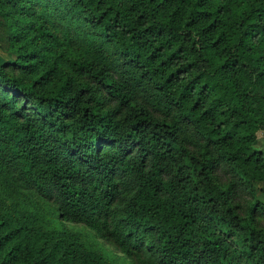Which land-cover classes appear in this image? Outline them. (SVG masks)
Here are the masks:
<instances>
[{"label":"trees","instance_id":"obj_1","mask_svg":"<svg viewBox=\"0 0 264 264\" xmlns=\"http://www.w3.org/2000/svg\"><path fill=\"white\" fill-rule=\"evenodd\" d=\"M3 1L0 183L132 264H264V0H63L115 48L110 67L45 57L56 34L37 22L24 40ZM0 264L103 262L1 219Z\"/></svg>","mask_w":264,"mask_h":264},{"label":"rangeland","instance_id":"obj_2","mask_svg":"<svg viewBox=\"0 0 264 264\" xmlns=\"http://www.w3.org/2000/svg\"><path fill=\"white\" fill-rule=\"evenodd\" d=\"M17 6L24 7L21 14L16 12ZM1 7L24 40L31 36V31L37 22L44 21L47 29L56 34L58 38L56 45L46 41L41 47V53L45 57L55 61L66 57L82 58L108 67L115 65L119 58L115 48L102 36L100 30L90 26L63 0H10L8 3L1 2ZM61 67L65 68L64 65ZM252 147L264 153V139L261 132L255 133ZM263 194L264 182L253 183V199L264 204ZM1 219L21 222L25 220L41 233L66 234L72 237L81 250L97 256L103 264H132L123 255L114 252L110 246L104 244L81 223L59 219L55 206L49 200L32 198L27 193L2 183H0ZM258 220L264 222L262 217ZM232 264L247 263L233 262Z\"/></svg>","mask_w":264,"mask_h":264},{"label":"crops","instance_id":"obj_3","mask_svg":"<svg viewBox=\"0 0 264 264\" xmlns=\"http://www.w3.org/2000/svg\"><path fill=\"white\" fill-rule=\"evenodd\" d=\"M6 59H7V56L0 52V60H6Z\"/></svg>","mask_w":264,"mask_h":264}]
</instances>
